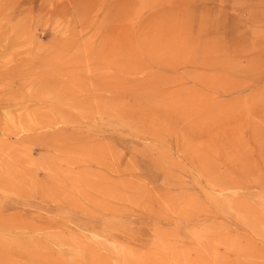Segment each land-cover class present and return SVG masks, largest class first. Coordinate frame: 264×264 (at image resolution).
Instances as JSON below:
<instances>
[{"label":"rangeland","instance_id":"1","mask_svg":"<svg viewBox=\"0 0 264 264\" xmlns=\"http://www.w3.org/2000/svg\"><path fill=\"white\" fill-rule=\"evenodd\" d=\"M0 264H264V0H0Z\"/></svg>","mask_w":264,"mask_h":264},{"label":"bare ground","instance_id":"2","mask_svg":"<svg viewBox=\"0 0 264 264\" xmlns=\"http://www.w3.org/2000/svg\"><path fill=\"white\" fill-rule=\"evenodd\" d=\"M9 22V21H8ZM9 253V252H8ZM10 254V253H9ZM7 257V256H6ZM9 260V259H8ZM4 263V262H3ZM8 263V262H7Z\"/></svg>","mask_w":264,"mask_h":264}]
</instances>
